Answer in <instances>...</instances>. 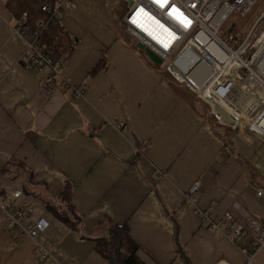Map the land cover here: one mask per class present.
<instances>
[{"label": "crops", "instance_id": "0c3cea01", "mask_svg": "<svg viewBox=\"0 0 264 264\" xmlns=\"http://www.w3.org/2000/svg\"><path fill=\"white\" fill-rule=\"evenodd\" d=\"M122 1L72 0L57 16L65 53L73 41L62 77L88 87L74 99L56 85L41 92L49 69L23 65L17 17L0 0V167L14 160L26 167L16 177L0 175V195L20 189L30 198L32 219L48 222L40 239L51 252L39 259L33 241L7 230L0 211V264H110L94 242L105 219L127 223L145 264H245L222 232L227 221L207 229L184 193L198 182V206L212 207L217 218L232 213L244 228L237 240L248 244L233 203L264 218V196L256 194L264 188V138L231 131L233 149L223 150L222 129L207 118L206 104L170 83L127 37ZM29 172L34 193L57 196L71 185L69 201L80 216L74 228L24 192ZM252 264H264V245Z\"/></svg>", "mask_w": 264, "mask_h": 264}, {"label": "built area", "instance_id": "2783aa9c", "mask_svg": "<svg viewBox=\"0 0 264 264\" xmlns=\"http://www.w3.org/2000/svg\"><path fill=\"white\" fill-rule=\"evenodd\" d=\"M124 1L128 6L121 17L123 30L132 37L135 46L140 42L155 52L174 81L206 104V116L214 124L229 127L237 136L264 138V10L241 35L230 32L234 23L226 27L232 14L243 15L255 0ZM72 6V0L46 2L40 8L43 16L34 21L22 11L13 30L24 42L23 65L49 69L40 84L41 92L49 95L56 85L78 99L88 87L86 83L73 85L62 77L67 63L63 39L55 38L48 49L40 45L42 35L57 16ZM147 20L152 21L149 31L145 30ZM51 53L56 56L51 58ZM117 128L124 132L121 122ZM198 192L199 183L195 182L184 193V200L192 205L201 224L207 229H219L220 223L227 221L222 232L245 255V264H252L264 245V218L248 213L236 201L233 203L251 235L248 244H240L237 239L243 233V225L230 212L217 218L212 207L198 206ZM256 194L264 196V188L258 187ZM0 211L7 216V230L33 241L39 259L51 256L40 239L48 222L44 218L32 219L31 200L22 190L1 192Z\"/></svg>", "mask_w": 264, "mask_h": 264}, {"label": "trees", "instance_id": "16d2710c", "mask_svg": "<svg viewBox=\"0 0 264 264\" xmlns=\"http://www.w3.org/2000/svg\"><path fill=\"white\" fill-rule=\"evenodd\" d=\"M53 1L54 0H5V6L10 12L15 14V17H18L22 11H26L28 13L29 20L34 21L38 17L43 16V13L40 9L41 6L46 2L53 3ZM64 37L67 36L59 22L56 20L50 25L48 31L42 35L40 39V45L44 47V49H48V46L52 43V40L55 38L64 39ZM68 41L69 45L67 47L66 53L71 50L73 42L71 39H68ZM49 56L54 58L56 54L51 53ZM155 66L160 69L159 71L164 77H167V79L169 77L170 83L179 85L167 73L164 67L159 65ZM212 125L222 129V132L217 131L223 140L222 149L230 152L233 149L232 144L228 139L231 129L229 127H222L214 123H212ZM12 162L13 164L7 163L6 165L0 167V175L8 174L11 177H16L26 168L21 161L14 160ZM11 165H15L16 168L11 169ZM27 182L28 183H26V185L23 187L24 192L39 197V199L44 202L45 207L49 212L53 213L58 219L68 224L71 228H74L79 223L80 216L75 212L74 207L69 201V194L71 190L70 184L66 182L57 196H51L46 192L43 194L42 192L34 193L33 190L28 188L31 187L29 182L33 184L30 172L27 175ZM103 223L105 228L104 232L94 238L95 249L101 256H103L110 264H145L137 254L138 245L130 236L127 223L117 224L110 221L109 219H105Z\"/></svg>", "mask_w": 264, "mask_h": 264}, {"label": "rangeland", "instance_id": "374dc122", "mask_svg": "<svg viewBox=\"0 0 264 264\" xmlns=\"http://www.w3.org/2000/svg\"><path fill=\"white\" fill-rule=\"evenodd\" d=\"M127 6V1L123 0L120 5L119 11L121 13H124ZM262 10H264V0H255V4L253 5V7L251 9H248L243 15L237 12L231 15L226 25L227 29L232 23H234V26L231 28L230 32H232L233 34L241 35V33L245 32L253 24V22L256 20ZM127 37L132 39L129 34H127ZM140 50L144 53L143 49ZM38 190L39 189H37L36 191Z\"/></svg>", "mask_w": 264, "mask_h": 264}, {"label": "water", "instance_id": "95a60500", "mask_svg": "<svg viewBox=\"0 0 264 264\" xmlns=\"http://www.w3.org/2000/svg\"><path fill=\"white\" fill-rule=\"evenodd\" d=\"M136 47L138 49H143L144 50V53L146 55V57L155 65H159L161 66L162 64V60L161 58L155 54V52H153L152 50H150L149 48H147L145 45H143L142 43L140 42H137L136 43Z\"/></svg>", "mask_w": 264, "mask_h": 264}, {"label": "bare ground", "instance_id": "6f19581e", "mask_svg": "<svg viewBox=\"0 0 264 264\" xmlns=\"http://www.w3.org/2000/svg\"><path fill=\"white\" fill-rule=\"evenodd\" d=\"M146 24H147V26H151L152 25V21L151 20H147Z\"/></svg>", "mask_w": 264, "mask_h": 264}]
</instances>
